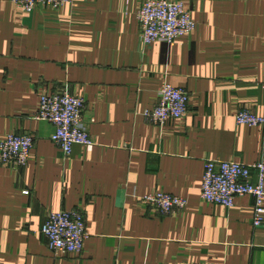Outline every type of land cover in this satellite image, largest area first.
Segmentation results:
<instances>
[{
	"label": "crops",
	"instance_id": "1",
	"mask_svg": "<svg viewBox=\"0 0 264 264\" xmlns=\"http://www.w3.org/2000/svg\"><path fill=\"white\" fill-rule=\"evenodd\" d=\"M141 0H78L22 13L0 0V142L29 133L26 166L0 162V264H264L255 200L232 207L201 198L206 161L264 160V0H182L196 30L173 44H144ZM190 93L181 120L145 117L164 83ZM86 100L92 146L65 157L53 123L34 116L40 95ZM257 181V173H254ZM162 190L188 200L171 214L141 206ZM28 191V193H26ZM80 210L79 255H56L42 234L51 211Z\"/></svg>",
	"mask_w": 264,
	"mask_h": 264
},
{
	"label": "built area",
	"instance_id": "2",
	"mask_svg": "<svg viewBox=\"0 0 264 264\" xmlns=\"http://www.w3.org/2000/svg\"><path fill=\"white\" fill-rule=\"evenodd\" d=\"M22 13L30 14L38 6L60 7L78 0H12ZM140 37L144 44L165 42L173 44L180 37L196 30L197 21L182 0H141L136 12ZM264 88V83H263ZM190 93L171 83H164L156 105L145 111L150 122L164 125L170 120L184 119L188 113ZM86 100L67 91L43 93L34 113L36 119L53 123L52 141L65 157L75 145L92 146L93 137L84 118ZM236 122L251 127L264 126V116L249 109H240ZM34 137L29 133H11L0 142V162L15 169L27 165L34 148ZM257 181H254V173ZM28 193V191H26ZM251 195L255 200L253 225L264 224V160L246 164L237 160L206 161L201 198L211 204L232 207L237 197ZM141 206L162 214L184 209L188 200L162 190L139 197ZM48 247L56 254L79 255L88 238L85 215L80 210L51 211L42 225Z\"/></svg>",
	"mask_w": 264,
	"mask_h": 264
}]
</instances>
